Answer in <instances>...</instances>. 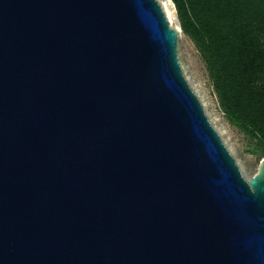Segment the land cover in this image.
<instances>
[{"label":"water","instance_id":"95a60500","mask_svg":"<svg viewBox=\"0 0 264 264\" xmlns=\"http://www.w3.org/2000/svg\"><path fill=\"white\" fill-rule=\"evenodd\" d=\"M178 34L156 0H0V264H264V157L246 180Z\"/></svg>","mask_w":264,"mask_h":264},{"label":"trees","instance_id":"16d2710c","mask_svg":"<svg viewBox=\"0 0 264 264\" xmlns=\"http://www.w3.org/2000/svg\"><path fill=\"white\" fill-rule=\"evenodd\" d=\"M228 123L264 157V0H171Z\"/></svg>","mask_w":264,"mask_h":264},{"label":"rangeland","instance_id":"374dc122","mask_svg":"<svg viewBox=\"0 0 264 264\" xmlns=\"http://www.w3.org/2000/svg\"><path fill=\"white\" fill-rule=\"evenodd\" d=\"M172 27L179 30L177 41V58L182 73L190 88L200 100L204 112L211 125L220 135L231 155L234 157L243 177L249 180L259 168V154L251 153L249 141L223 116L217 98L213 92L203 61L201 60L193 42L183 34L179 28L174 4L171 0H156Z\"/></svg>","mask_w":264,"mask_h":264}]
</instances>
